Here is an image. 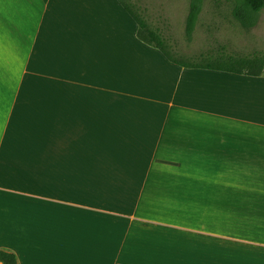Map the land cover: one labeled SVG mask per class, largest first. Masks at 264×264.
I'll list each match as a JSON object with an SVG mask.
<instances>
[{
  "label": "crops",
  "instance_id": "1",
  "mask_svg": "<svg viewBox=\"0 0 264 264\" xmlns=\"http://www.w3.org/2000/svg\"><path fill=\"white\" fill-rule=\"evenodd\" d=\"M136 30L117 0H0V249L264 264V70L180 67Z\"/></svg>",
  "mask_w": 264,
  "mask_h": 264
},
{
  "label": "rangeland",
  "instance_id": "2",
  "mask_svg": "<svg viewBox=\"0 0 264 264\" xmlns=\"http://www.w3.org/2000/svg\"><path fill=\"white\" fill-rule=\"evenodd\" d=\"M131 1L181 55L191 56L220 46L243 53L264 49V10L259 12L255 26L245 30L232 15L234 0H203L192 38L188 41L184 27L190 0Z\"/></svg>",
  "mask_w": 264,
  "mask_h": 264
},
{
  "label": "trees",
  "instance_id": "3",
  "mask_svg": "<svg viewBox=\"0 0 264 264\" xmlns=\"http://www.w3.org/2000/svg\"><path fill=\"white\" fill-rule=\"evenodd\" d=\"M137 26L136 37L142 43L157 49L163 57L180 67L199 68L230 73L260 75L264 70V51L243 53L229 50L225 46L201 50L191 56L178 53L172 42L163 36L157 27H152L138 5L131 0H117ZM203 0H190L185 21V37L191 40L194 27L202 8ZM232 15L239 25L249 30L257 23V17L264 10V0H234ZM2 264H18L14 253L0 249Z\"/></svg>",
  "mask_w": 264,
  "mask_h": 264
}]
</instances>
